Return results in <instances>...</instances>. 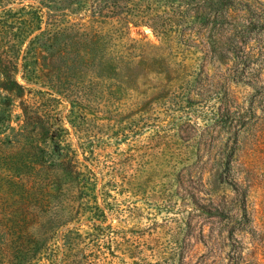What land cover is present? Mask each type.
Here are the masks:
<instances>
[{"label":"rangeland","instance_id":"374dc122","mask_svg":"<svg viewBox=\"0 0 264 264\" xmlns=\"http://www.w3.org/2000/svg\"><path fill=\"white\" fill-rule=\"evenodd\" d=\"M76 6L0 0V83H11L0 86V264H172L177 241L188 264H225L229 249L204 246L212 228L218 243L229 235L210 213L235 196L232 171L214 165L224 142L206 136L217 66L196 82L200 51L134 13ZM23 7L41 21L26 41ZM41 31L59 33L58 52L26 51ZM230 90L251 219L239 264H264V93Z\"/></svg>","mask_w":264,"mask_h":264},{"label":"trees","instance_id":"16d2710c","mask_svg":"<svg viewBox=\"0 0 264 264\" xmlns=\"http://www.w3.org/2000/svg\"><path fill=\"white\" fill-rule=\"evenodd\" d=\"M65 1L69 2V5H77L76 9L87 7L93 16L102 19L119 17L123 13H134L136 24L149 27L158 36L175 37L181 45L200 51L202 62L196 82L208 80L209 76L204 71L208 63L217 66L212 77L217 78L212 83V90H215L212 94L215 95L216 101L206 136L211 139L213 146L224 142L216 153L214 165L232 171L229 173L231 174L229 179L235 187V196L230 201L232 208L225 211L223 207L217 206L214 212L210 213L217 223L230 227L229 235L221 238L218 243V237L212 228L204 246L209 253L218 245L223 249L226 247L229 251L225 264H239L242 247L237 235L249 230L251 219L246 205L244 181L239 182L233 171L238 151L237 141L245 123H242L233 111L238 109V105L232 98L230 85L234 83L248 86L254 91L255 96L264 93V2L215 0L209 4L207 10L208 5L202 0H171L177 3L176 6L169 5L167 0L162 6L158 4L159 0ZM25 9L23 7L19 10L18 18L22 29L19 35L23 37V41L41 29L40 15L35 13L29 17ZM58 34L57 31L39 32L30 39L26 51L33 45H39L52 53L58 52L61 45L58 42ZM10 84L0 83V86L9 88ZM231 142L235 145H231ZM207 152L210 154L212 147L207 146ZM185 226L190 227L188 223H185ZM183 252V244L179 241L174 242L172 256H177V259L175 261L170 259L171 263L188 264L183 256L180 258Z\"/></svg>","mask_w":264,"mask_h":264}]
</instances>
